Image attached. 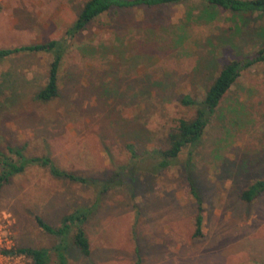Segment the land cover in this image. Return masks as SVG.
<instances>
[{"label":"rangeland","instance_id":"1","mask_svg":"<svg viewBox=\"0 0 264 264\" xmlns=\"http://www.w3.org/2000/svg\"><path fill=\"white\" fill-rule=\"evenodd\" d=\"M86 1L0 0V49L65 38ZM205 9L202 0H188L102 14L66 37L59 95L46 103L35 95L51 54L0 64V151L20 147L27 157L48 156L62 170L112 182L100 194V186L56 179L39 166L14 176L0 191V256L47 249V264H59L58 239L35 218L58 227L86 208L90 255L72 245L73 229L66 264H264V193L250 203L239 198L264 179V62L241 71L198 144L170 167H155L152 152L166 149L169 131L195 115L178 99L201 101L224 65L263 46L264 16L219 9L206 23L197 18ZM242 22L246 32L239 34L234 26ZM188 175L202 202L197 237ZM12 257L7 264L31 263Z\"/></svg>","mask_w":264,"mask_h":264},{"label":"trees","instance_id":"2","mask_svg":"<svg viewBox=\"0 0 264 264\" xmlns=\"http://www.w3.org/2000/svg\"><path fill=\"white\" fill-rule=\"evenodd\" d=\"M188 0H87L77 14L73 24L69 27L65 34V38L57 40L52 39L45 43L29 44L15 48L0 49V64L9 58L23 54L47 53L53 56L49 65L46 83L40 88L35 95V99L39 102H49L59 95L58 73L67 50L66 37L72 39L76 35L86 30L87 26L102 14L118 12L126 9H156L169 5L180 4ZM208 9L201 11L198 19L204 20L206 23L216 20V14L212 10H222L236 16L258 15L264 16V0H202ZM244 21L245 19H241ZM245 22L235 25L234 29L237 33L246 32L243 28ZM261 29V28H260ZM260 41L258 45H263L252 56L243 60H233L224 65L219 71L216 78L208 86L204 97L201 101H197L189 95H183L178 99L179 104L185 108H194L195 115L191 120H180L177 127L169 131L166 137L167 148L164 150L155 149L152 153L156 156V169L164 170L170 167L177 159L181 151L186 147H194L199 143L204 131L209 124L212 115L219 107L225 94L240 76L241 71L253 65L264 62V29L260 30ZM229 44H234L229 41ZM134 154L132 147H129ZM23 148L8 146L4 151H0V191L8 184L11 179L23 173L30 166H39L47 169L49 174L60 180L80 184L83 186H100V194L106 193L111 181L101 182L99 180L85 177L82 175L67 172L57 167L52 159L48 156L27 157ZM184 169L190 174L188 164ZM118 175H116L117 177ZM190 194L197 203V214L195 217V233L200 236L202 229V202L199 195L194 178L187 176ZM264 193V179H258L243 190L239 198L240 200L250 203L261 194ZM90 209L77 208L71 213L65 215L58 227H53L46 223L41 217H36L35 221L38 227L45 233L55 236L58 243L54 246L59 264H66V253L70 248L69 236L74 229L72 245L78 252L88 257L90 255V246L83 225L85 224ZM8 255H23L31 259L30 264H47L49 261V250L18 248L15 251H4Z\"/></svg>","mask_w":264,"mask_h":264},{"label":"built area","instance_id":"3","mask_svg":"<svg viewBox=\"0 0 264 264\" xmlns=\"http://www.w3.org/2000/svg\"><path fill=\"white\" fill-rule=\"evenodd\" d=\"M12 256H15V255H8V257H2V256H0V264H7V263H9L11 260H13V257Z\"/></svg>","mask_w":264,"mask_h":264}]
</instances>
